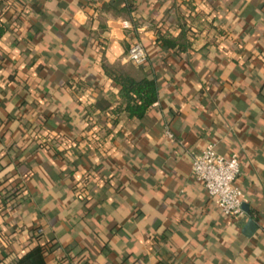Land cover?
Wrapping results in <instances>:
<instances>
[{
  "label": "crops",
  "instance_id": "0c3cea01",
  "mask_svg": "<svg viewBox=\"0 0 264 264\" xmlns=\"http://www.w3.org/2000/svg\"><path fill=\"white\" fill-rule=\"evenodd\" d=\"M0 22V168L24 184L0 264L47 241L38 264H264V0H0ZM103 65L156 78L148 116ZM209 143L238 155L243 217L192 176Z\"/></svg>",
  "mask_w": 264,
  "mask_h": 264
},
{
  "label": "trees",
  "instance_id": "16d2710c",
  "mask_svg": "<svg viewBox=\"0 0 264 264\" xmlns=\"http://www.w3.org/2000/svg\"><path fill=\"white\" fill-rule=\"evenodd\" d=\"M35 7V6H34ZM6 30L4 22H0V37ZM165 46H172L173 41L169 38H159L158 43ZM147 56L150 50L147 45H143ZM103 71L112 81L119 86L117 95L118 102L123 109L128 113L129 117L136 119H143L148 116L151 107L158 100V85L155 77L148 78L144 76L140 80H136L127 72L115 66L103 65ZM96 108L103 110L110 107V102L104 99L96 103ZM0 151V158L3 156ZM14 169L7 166L0 168V198L1 203L7 208L8 212H14L18 197L21 194L24 184L18 181L17 174L12 173ZM27 177L24 178V180ZM37 232H33V236H37ZM54 246L53 242L47 241L46 243H38L37 246L32 248L29 252L22 255L17 259L15 264H38V260L45 258L50 249ZM45 264V263H40Z\"/></svg>",
  "mask_w": 264,
  "mask_h": 264
},
{
  "label": "built area",
  "instance_id": "2783aa9c",
  "mask_svg": "<svg viewBox=\"0 0 264 264\" xmlns=\"http://www.w3.org/2000/svg\"><path fill=\"white\" fill-rule=\"evenodd\" d=\"M124 29H131L129 21H122ZM127 59L135 64L147 62V52L140 41L134 40L127 51ZM171 137L170 132L166 131ZM191 172L193 178L200 182L212 202L228 217H243V196L236 184L240 173L238 155L219 154L214 144H207L199 154L192 157ZM40 231V230H39Z\"/></svg>",
  "mask_w": 264,
  "mask_h": 264
},
{
  "label": "water",
  "instance_id": "95a60500",
  "mask_svg": "<svg viewBox=\"0 0 264 264\" xmlns=\"http://www.w3.org/2000/svg\"><path fill=\"white\" fill-rule=\"evenodd\" d=\"M255 224L252 220H249L248 223L246 224L245 231H247V235L251 234L255 230Z\"/></svg>",
  "mask_w": 264,
  "mask_h": 264
}]
</instances>
